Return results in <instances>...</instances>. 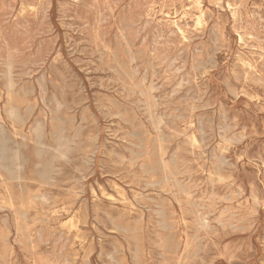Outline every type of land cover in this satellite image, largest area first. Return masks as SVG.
Masks as SVG:
<instances>
[{
	"label": "rangeland",
	"instance_id": "obj_1",
	"mask_svg": "<svg viewBox=\"0 0 264 264\" xmlns=\"http://www.w3.org/2000/svg\"><path fill=\"white\" fill-rule=\"evenodd\" d=\"M263 8L0 0V264H264Z\"/></svg>",
	"mask_w": 264,
	"mask_h": 264
},
{
	"label": "bare ground",
	"instance_id": "obj_2",
	"mask_svg": "<svg viewBox=\"0 0 264 264\" xmlns=\"http://www.w3.org/2000/svg\"><path fill=\"white\" fill-rule=\"evenodd\" d=\"M105 1V0H104ZM115 1V0H114ZM149 1V0H148ZM240 1H242V0H240ZM6 2V1H5ZM96 2V1H95ZM103 3V2H102ZM217 3V2H216ZM43 4V3H42ZM49 4V3H48ZM68 4V3H67ZM96 4V3H95ZM88 5V4H87ZM98 5V4H97ZM106 5V4H105ZM104 5V6H105ZM107 5H109V4H107ZM241 5V4H240ZM93 6V5H92ZM242 6V5H241ZM95 9H96V7H94ZM98 8V7H97ZM13 9V8H12ZM93 9V8H92ZM163 9V8H162ZM258 9H260V7L258 8ZM264 9V8H263ZM40 10H42V9H40ZM45 10V9H44ZM98 10V9H97ZM45 11H43V13H44ZM45 14V13H44ZM97 14V13H96ZM100 14V13H99ZM138 14V13H137ZM51 15V14H50ZM54 15V14H53ZM101 15V14H100ZM133 15V14H132ZM144 15V14H143ZM175 15V14H174ZM92 16V15H91ZM125 15L123 14V17H124ZM145 16V15H144ZM42 17H43V15H42ZM99 17V16H98ZM141 17V16H140ZM100 18V17H99ZM126 18V17H125ZM247 18V17H246ZM25 19V18H24ZM43 19V18H42ZM95 19V18H94ZM104 19V18H103ZM93 20V19H92ZM153 20V19H152ZM262 20V19H261ZM101 21V20H100ZM100 21H98V22H100ZM109 21V20H108ZM57 22V21H56ZM175 22V21H174ZM239 22H240V20H239ZM124 23V22H123ZM127 23V22H126ZM27 24V23H26ZM86 24V23H85ZM89 24V23H88ZM138 24V23H137ZM94 25V24H93ZM119 25V24H118ZM126 25V24H125ZM135 25V24H134ZM145 26H146V23L144 24ZM250 25V24H249ZM112 26V25H111ZM60 27V26H59ZM85 27V26H84ZM97 27V26H96ZM81 28V27H80ZM130 28H131V26H130ZM143 28V27H142ZM211 28V27H210ZM124 29V28H123ZM122 29V30H123ZM138 29V28H137ZM175 29V28H174ZM92 30V29H91ZM125 30V29H124ZM128 30V29H127ZM131 30V29H130ZM86 31V30H85ZM129 31V30H128ZM133 31H135V30H133ZM136 31H138V30H136ZM180 31V30H179ZM211 31V30H210ZM38 32V31H37ZM178 32V31H177ZM212 32V31H211ZM214 32H216V31H214ZM44 33V32H43ZM56 33V32H55ZM179 33V32H178ZM218 33V32H217ZM94 34V33H93ZM123 34V33H122ZM122 34H121V37H122ZM141 34V33H140ZM208 34V33H207ZM262 34H264V33H262ZM138 35V34H137ZM182 35V34H181ZM55 36V35H54ZM115 36V35H114ZM217 36V35H216ZM255 36V35H254ZM259 36H260V34H259ZM98 37V36H97ZM102 37H104V36H102ZM175 37V36H174ZM253 37V36H252ZM124 38V37H123ZM133 38V37H132ZM142 38V37H141ZM143 38H147V37H143ZM97 39H99V38H97ZM175 39V38H174ZM217 39V38H216ZM257 39H258V37H257ZM187 40V39H186ZM264 40V39H263ZM40 41V40H39ZM262 41V40H261ZM126 42V41H125ZM124 41H123V43L124 44H127V43H125ZM139 42V41H138ZM217 42V41H216ZM109 43V42H108ZM116 43H117V41H116ZM175 43V42H174ZM49 44V43H48ZM102 44V43H101ZM100 43H99V45H101ZM134 44V43H133ZM154 44V43H153ZM177 44V43H176ZM39 46V45H38ZM117 46H118V44H117ZM126 45H124V47H125ZM201 46H203V45H201ZM215 47V46H214ZM102 48V47H101ZM129 48V47H128ZM196 48V47H195ZM194 48V49H195ZM167 49V48H166ZM215 49V48H214ZM124 50H126V48L124 49ZM129 50V49H128ZM102 51V50H101ZM130 51V50H129ZM74 52V51H73ZM99 52V51H98ZM184 52V51H183ZM218 52V51H217ZM248 52V51H247ZM92 53V52H91ZM127 53V52H126ZM179 53V52H178ZM197 53V52H196ZM261 53V52H260ZM103 54V53H102ZM129 54V53H128ZM140 54H142V53H140ZM186 53H184V55H185ZM181 55V54H180ZM142 56V55H141ZM178 56V55H177ZM176 56V57H177ZM207 56V55H206ZM252 56V55H251ZM104 57H105V55H104ZM182 57V56H181ZM102 58V57H101ZM179 58V57H178ZM99 59V58H98ZM114 59H115V57H114ZM173 59V58H172ZM171 59V60H172ZM100 60V59H99ZM102 60V59H101ZM135 60V59H134ZM177 60H179V59H177ZM208 60V59H207ZM173 61V60H172ZM211 61H212V59H211ZM103 62V61H102ZM116 62V61H115ZM134 62V61H133ZM132 62V63H133ZM171 62V61H170ZM169 62V63H170ZM178 62V61H177ZM184 62V61H183ZM105 63V62H104ZM182 63V62H181ZM186 63V62H185ZM11 64V63H10ZM24 64V63H23ZM38 64V63H37ZM126 64V63H125ZM174 64V63H173ZM32 65V64H31ZM178 65V64H177ZM176 65V66H177ZM180 65V64H179ZM261 65V64H260ZM36 66V65H35ZM107 66V65H106ZM243 66V65H242ZM245 66V65H244ZM262 66H264V65H262ZM7 67V66H6ZM99 67V66H98ZM182 67V66H181ZM134 68V67H133ZM250 68V67H249ZM264 68V67H263ZM9 69V68H8ZM7 70V69H6ZM111 70V69H110ZM183 70V69H182ZM252 70H253V67H252ZM263 70V69H262ZM9 71V70H8ZM131 71H132V69H131ZM135 71H136V69H135ZM180 71V70H179ZM10 73V72H9ZM136 73H138V72H136ZM173 73V72H172ZM256 73V72H255ZM5 75H6V72H5ZM135 75V74H134ZM137 75V74H136ZM176 75H177V73H176ZM193 75H194V72H193ZM246 75V74H245ZM257 75V74H256ZM42 76V75H41ZM5 77V76H4ZM6 77H7V75H6ZM131 77H133L132 75H131ZM258 77V76H257ZM43 78V77H42ZM128 78V77H127ZM151 78V77H150ZM181 78V77H180ZM261 78V77H260ZM5 79V78H4ZM109 79V78H108ZM182 80V79H181ZM7 81H9V80H7ZM49 81V80H48ZM145 81V80H144ZM159 81V80H158ZM259 81V80H258ZM180 82V81H179ZM183 82V81H182ZM40 83H41V81H40ZM178 83V82H177ZM181 83V82H180ZM262 83V82H261ZM263 83H264V81H263ZM7 84H9V83H7ZM42 84V83H41ZM123 84V83H122ZM37 85V84H36ZM125 85V84H124ZM179 85V84H178ZM262 85H264V84H262ZM8 86H10V85H8ZM16 86V85H15ZM25 86V85H24ZM40 86V85H39ZM23 87V86H22ZM178 88V87H177ZM116 89V88H115ZM153 89H155V88H153ZM173 89V88H172ZM171 89V90H172ZM175 89H176V87H175ZM179 89V88H178ZM32 90V89H31ZM130 90H132V89H130ZM149 90V89H148ZM150 90H152V88L150 89ZM232 90H234V89H232ZM42 91V90H41ZM142 91V90H141ZM144 91V90H143ZM153 91V90H152ZM157 91V90H156ZM173 91V90H172ZM177 91V90H176ZM127 92V91H126ZM128 92H130V91H128ZM133 92V91H132ZM140 92V91H139ZM147 92V91H146ZM234 92V91H233ZM151 93V92H150ZM169 93H171V92H169ZM177 93V92H176ZM176 93H174V94H176ZM184 93V92H183ZM188 93H189V91H188ZM194 93V92H193ZM18 94V93H17ZM31 94V93H30ZM141 94V93H140ZM195 94V93H194ZM43 95H44V93H43ZM150 96V95H149ZM166 96V95H165ZM142 97V96H141ZM151 97H152V95H151ZM153 98V97H152ZM162 98V97H161ZM198 98V97H197ZM163 99V98H162ZM193 99V98H192ZM41 100V99H40ZM150 100H151V98H150ZM160 100V99H159ZM165 100H167V99H165ZM143 101H145L144 99H143ZM138 102V101H137ZM211 102V101H210ZM151 103H152V101H151ZM208 103V102H207ZM115 104V103H114ZM153 104H154V102H153ZM220 104V103H219ZM60 105V104H59ZM143 105V104H142ZM146 105V104H145ZM166 105V104H165ZM205 105H207V104H205ZM5 107V106H4ZM145 107V106H144ZM160 107V106H159ZM218 107V106H217ZM27 108V107H26ZM136 108V107H135ZM143 108V107H142ZM147 108V107H146ZM199 108V107H198ZM133 109V108H132ZM144 109V108H143ZM147 109H149V108H147ZM209 109V108H208ZM212 109V108H211ZM96 110V109H95ZM111 110V109H110ZM146 110V109H145ZM18 111V110H17ZM125 111H126V109H125ZM150 111V110H149ZM16 112V111H15ZM154 112V111H153ZM13 113H14V109H13ZM112 113V112H111ZM126 113V112H125ZM150 113V112H149ZM152 113V112H151ZM160 113V112H159ZM214 113V112H213ZM113 114V113H112ZM191 114V113H190ZM218 114V113H217ZM223 114V113H222ZM17 115V114H16ZM16 115H14V116H16ZM20 115V114H19ZM152 115V114H151ZM150 115V116H151ZM154 115V114H153ZM164 116V115H163ZM20 117V116H19ZM217 117V116H216ZM203 118H204V116H203ZM226 118V117H225ZM20 119H21V117H20ZM159 119V118H158ZM183 119V118H182ZM199 119H200V117H199ZM213 119V118H212ZM201 120V119H200ZM217 120V119H216ZM227 120V119H226ZM72 121V120H71ZM159 121V120H158ZM157 121V122H158ZM165 121V120H164ZM223 121V120H222ZM55 122H57V121H55ZM63 122V121H62ZM66 122V121H65ZM154 122V121H153ZM166 122V121H165ZM198 122V121H197ZM201 122V121H200ZM58 123V122H57ZM37 124V123H36ZM158 124V123H157ZM162 124H163V122H162ZM201 124V123H200ZM210 124V123H209ZM229 124V123H228ZM1 125V124H0ZM44 125H45V123H44ZM62 125V124H61ZM63 125H65V124H63ZM155 125V124H154ZM159 125V124H158ZM165 125V124H164ZM167 125V124H166ZM40 126V125H39ZM77 126V125H76ZM79 126V125H78ZM157 126V125H156ZM189 126V125H188ZM3 127V126H2ZM217 127V126H216ZM225 127V126H224ZM228 127V126H227ZM226 128V127H225ZM236 128V127H235ZM234 128V129H235ZM155 130H156V128H154ZM153 129V130H154ZM161 129V128H160ZM5 130V129H4ZM32 130V129H31ZM33 130H34V128H33ZM227 130V129H226ZM225 130V131H226ZM264 130V129H263ZM59 131V130H58ZM170 131V130H169ZM200 131V130H199ZM218 131V130H217ZM1 132H3V131H1ZM148 132V131H147ZM168 132V131H167ZM174 132H176V131H174ZM228 132V131H227ZM32 133V132H31ZM35 133V132H34ZM41 133H42V131H41ZM145 133V132H144ZM181 133V132H180ZM202 133V132H201ZM6 135V134H5ZM35 135V134H34ZM77 135V134H76ZM177 135V134H176ZM234 135V134H233ZM6 136H8V133H7V135ZM37 136V135H36ZM41 136H43L42 134H41ZM62 136V135H61ZM218 136V135H217ZM3 138H4V136H3ZM8 138V137H7ZM57 138H59V137H57ZM64 138V137H63ZM137 138V137H136ZM139 138V137H138ZM153 138H155V137H153ZM160 138V137H159ZM167 138H169V137H167ZM186 138V137H185ZM158 139V138H157ZM177 139V138H176ZM227 139V138H226ZM240 139V138H239ZM43 140V139H42ZM57 140V139H56ZM66 140V139H65ZM139 140L141 141V139L139 138ZM145 140V139H144ZM200 140V139H199ZM233 140V139H232ZM9 141V140H8ZM58 141V140H57ZM67 142H68V140H66ZM201 141V140H200ZM214 141V140H213ZM3 142H5V141H3ZM142 142H145V141H143L142 140ZM142 142H140V143H142ZM190 142V141H189ZM188 142V143H189ZM6 143V142H5ZM8 143V142H7ZM56 143V142H55ZM131 143V142H130ZM148 143V142H147ZM184 143V142H183ZM191 143V142H190ZM14 145L13 146H15V142L13 143ZM200 144H201V142H200ZM44 145V144H43ZM153 145V144H152ZM176 145V144H175ZM187 145V144H186ZM18 146V145H17ZM26 146V145H25ZM155 146V145H154ZM156 146H157V144H156ZM160 146V145H159ZM12 147V146H11ZM19 147V146H18ZM24 147V146H23ZM28 147V146H27ZM137 147V146H136ZM16 148V147H15ZM124 148V147H123ZM138 148H139V146H138ZM141 148V147H140ZM16 149H18V148H16ZM24 149V148H23ZM12 150V149H11ZM48 150V149H47ZM54 151V150H53ZM83 151V150H82ZM162 151V150H161ZM6 152V151H5ZM9 152V151H8ZM14 153V152H13ZM115 153V152H114ZM163 153V152H162ZM175 153V152H174ZM16 154V153H15ZM19 154V153H18ZM120 155H121V153H120ZM17 156V155H16ZM57 156V155H56ZM63 156V155H62ZM20 157H22V155L20 156ZM36 157V156H35ZM121 157H122V155H121ZM19 158V157H18ZM51 158H53V157H51ZM58 158V157H57ZM24 159V158H23ZM11 160H12V158H11ZM22 160V159H21ZM121 160V159H120ZM123 160V159H122ZM174 160V159H173ZM4 161H5V159H4ZM226 161V160H225ZM9 162V161H8ZM19 162H21L20 161V159H19ZM18 162V163H19ZM26 162V161H25ZM2 162H0V164H1ZM5 163H7V162H5ZM12 164V163H11ZM23 164V163H22ZM28 164V163H27ZM7 165V164H6ZM9 166V165H8ZM10 167V166H9ZM14 167V166H13ZM6 168V167H5ZM10 168H12V167H10ZM21 168V167H20ZM23 168V167H22ZM8 169V168H7ZM5 170V169H4ZM18 170V169H17ZM17 170H15V171H17ZM52 170V169H51ZM53 170H55V169H53ZM7 171V170H6ZM12 171V170H11ZM10 171V172H11ZM19 171V170H18ZM21 171V170H20ZM46 171V170H45ZM56 171V170H55ZM9 173V172H8ZM7 173V174H8ZM17 173V172H16ZM10 174V173H9ZM11 174H12V172H11ZM186 174V173H185ZM204 174V173H203ZM15 175V174H14ZM46 175V174H45ZM8 176V175H7ZM10 176H12V175H10ZM9 176V177H10ZM37 176V175H36ZM46 177V176H45ZM19 178V177H18ZM18 178H16V179H18ZM22 179V178H21ZM41 179V178H40ZM44 179V178H43ZM174 179V178H173ZM11 180H12V178H11ZM84 180V179H83ZM164 180V179H163ZM162 180V181H163ZM176 180V179H175ZM161 181V182H162ZM167 181V180H166ZM18 183H19V181H18ZM158 183H159V181H158ZM178 183V182H177ZM176 183V184H177ZM155 185V184H154ZM162 185V184H161ZM167 185V184H166ZM19 186V185H18ZM88 186V185H87ZM147 186V185H146ZM117 187V186H116ZM159 187V186H158ZM177 187H180V186H178V184H177ZM186 187V186H185ZM161 188V187H160ZM181 188V187H180ZM112 189V188H111ZM182 190V189H181ZM4 191V190H3ZM129 191V190H128ZM169 191V190H168ZM167 191V192H168ZM180 192V191H179ZM184 192V191H183ZM170 193V192H169ZM7 194H8V192H7ZM12 194V193H11ZM10 194V195H11ZM172 194V193H171ZM178 194V193H177ZM12 196V195H11ZM14 196V195H13ZM37 196V195H36ZM165 197H163V199H164ZM174 198V197H173ZM190 198V197H189ZM92 199V198H91ZM162 199V200H163ZM175 199V198H174ZM168 200V199H167ZM19 201V200H18ZM22 201V200H21ZM9 202V201H8ZM164 203V202H163ZM162 203V204H163ZM168 203H169V201H168ZM176 203V202H175ZM178 203V202H177ZM11 204V203H10ZM21 204V203H20ZM130 204H132V203H129V205ZM3 205V204H2ZM1 205V206H2ZM12 205V204H11ZM90 205V204H89ZM160 206H161V204H160ZM12 207V206H11ZM23 208V207H22ZM200 208V207H199ZM24 209V208H23ZM134 209V208H133ZM162 209V208H161ZM196 210V209H195ZM11 211V210H10ZM16 212V211H15ZM21 212V211H20ZM18 213V212H17ZM25 213V212H24ZM130 213V212H129ZM190 213H192V212H190ZM197 213V212H196ZM221 213V212H220ZM14 214V213H13ZM20 214V213H19ZM26 214H28V212L26 213ZM128 214V213H127ZM134 214V213H133ZM173 214V213H172ZM208 214V213H207ZM211 214H213V213H211ZM175 215V214H174ZM21 216V215H20ZM161 217H162V215H160ZM199 216V215H198ZM202 216V215H201ZM205 216V215H204ZM25 217V216H24ZM219 218H221L220 216H218ZM26 218V217H25ZM124 218V217H123ZM4 219H5V217H4ZM8 219V218H7ZM27 219V218H26ZM6 220V219H5ZM133 220H135V219H133ZM201 220H203V219H201ZM28 221H32V220H28ZM197 221V220H196ZM206 221V220H205ZM226 221H227V219H226ZM7 222V221H6ZM131 222H132V220H131ZM198 222V221H197ZM229 221H227V223H228ZM161 223V222H160ZM199 223V222H198ZM204 223V222H203ZM230 223V222H229ZM163 224V223H162ZM205 224V223H204ZM224 224V223H223ZM6 225V224H5ZM221 225V224H220ZM236 225V224H235ZM194 226H196V225H194ZM5 227V226H4ZM22 227H23V225H22ZM210 227V226H209ZM10 228V227H9ZM40 228V227H39ZM233 228H235V227H233ZM237 228V227H236ZM2 229V228H1ZM43 229V228H42ZM41 229V230H42ZM241 229V228H240ZM10 230V229H9ZM8 230V231H9ZM14 230V229H13ZM223 230V229H222ZM234 230V229H233ZM6 232H7V230H6ZM18 232H20L19 230H18ZM64 232H67V231H64ZM37 233V232H36ZM53 233V232H52ZM62 233L60 232V235H61ZM11 235V234H10ZM24 235V234H23ZM26 235V234H25ZM37 235V234H36ZM58 235H59V233H58ZM5 236V235H4ZM3 237V236H2ZM1 237V238H2ZM61 237H62V235H61ZM67 237V236H66ZM28 238V237H27ZM4 239V238H3ZM2 239V240H3ZM2 240H1V243H3L2 242ZM22 240V239H21ZM60 240V239H59ZM141 240V239H140ZM199 240V239H198ZM20 242V241H19ZM141 242H142V240H141ZM198 242V241H197ZM9 243V242H8ZM23 243H24V241H23ZM26 244V243H25ZM32 244V243H31ZM30 244V245H31ZM148 244V243H147ZM199 244V243H198ZM5 246V245H4ZM140 246V245H139ZM149 246V245H148ZM5 248H6V246H5ZM144 248V247H143ZM140 250L141 249H139V252H140ZM149 250V249H148ZM24 252V251H23ZM135 252V251H134ZM143 252V251H142ZM137 253V252H136ZM144 253V252H143ZM142 254V253H141ZM141 254H139V255H141ZM37 255V254H36ZM189 255V254H188ZM191 255V254H190ZM189 255V256H190ZM32 256V255H31ZM45 256V255H44ZM108 256H110V255H108ZM1 257V256H0ZM47 257V256H46ZM141 256H137V258H140ZM188 257V256H187ZM2 258V257H1ZM116 258V257H115ZM134 258V257H133ZM193 258V257H192ZM36 259V258H35ZM58 259V258H57ZM3 260V259H2ZM5 260V259H4ZM10 260V259H9ZM112 260V259H111ZM117 260V259H116ZM120 260V259H119ZM155 260V259H154ZM138 261V260H137ZM29 262V261H28ZM35 262H36V260H35ZM115 262V261H114ZM65 263H66V261H65ZM117 263H119V262H117ZM158 263V262H157ZM6 264V263H5ZM44 264V263H43ZM120 264H121V262H120Z\"/></svg>",
	"mask_w": 264,
	"mask_h": 264
}]
</instances>
